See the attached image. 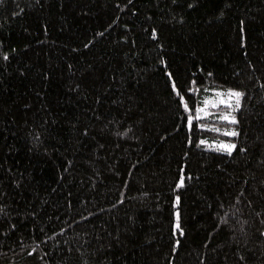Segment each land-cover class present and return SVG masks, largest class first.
Returning <instances> with one entry per match:
<instances>
[{
  "label": "trees",
  "instance_id": "trees-1",
  "mask_svg": "<svg viewBox=\"0 0 264 264\" xmlns=\"http://www.w3.org/2000/svg\"><path fill=\"white\" fill-rule=\"evenodd\" d=\"M0 209V264H264V0H3Z\"/></svg>",
  "mask_w": 264,
  "mask_h": 264
},
{
  "label": "snow or ice",
  "instance_id": "snow-or-ice-1",
  "mask_svg": "<svg viewBox=\"0 0 264 264\" xmlns=\"http://www.w3.org/2000/svg\"><path fill=\"white\" fill-rule=\"evenodd\" d=\"M172 2L175 4L177 2V0H172ZM0 3H3V0H0ZM188 7L191 8L193 7V5L191 3L188 4ZM135 11V10H134ZM222 14V13H221ZM13 15H16V13H13ZM181 19H183V17H181ZM243 23V22H241ZM244 29L241 28V32H243ZM151 37L153 38V40H155L158 37V31L156 28H152L151 30ZM123 39V38H122ZM241 42H243V37H241ZM85 47H87V45H85ZM159 47H163V45H159ZM3 56L5 59L8 58V53H3ZM160 64H164L166 65L167 62L166 60H164L163 58H161L159 60ZM166 76L169 78V80L172 82L171 83V89L172 92L175 93L178 97H179V105L184 109L185 113H189L191 112V109L189 107V102L186 100L184 95H181L173 73L171 71H167ZM209 75H211V73H209ZM192 83L194 84L195 81L193 80ZM187 91L189 93H192L195 91V89H193L192 87H189L187 89ZM205 91L211 92L214 95H206L202 98V101H198L195 104V113L196 119H202V118H207V117H212L214 114L212 111H210V109H217L219 105H224L225 106V111L221 112L219 115H216L214 118L217 119L218 121H223L226 122L229 125H236L238 123V119L237 116L234 114L236 112L237 109L241 108V98L244 97L246 95L245 90L240 89V88H234V87H228L226 89L224 88H210V89H206ZM194 117L192 115H188L187 116V122H188V126L191 127L192 126V122H193ZM200 128H211L212 131H215L217 133H222L223 136L226 137H235L239 135V130L235 127H225V128H219V127H212L211 125L205 124V123H201L199 124ZM85 131H87V129H85ZM127 131V129H125V132ZM119 135L123 136L124 133H119ZM37 136H39V133H37ZM189 143H191V140H189ZM198 146H205L208 149H215L217 152H221V153H226L231 155L233 153V150L237 147V145L234 142H230L228 140L225 139H218V140H212V141H207L205 139H200L197 142ZM241 152L246 151V149L244 148H240L239 149ZM188 153H185V156H187ZM191 177V173H187L186 174V170L183 166H181V168L179 169V174H178V178L175 181V187L177 189L181 188L185 182L187 178ZM180 201V197L176 196L175 200L173 201V204H178ZM2 210V209H0ZM175 216L177 218V222L173 224L172 226V231L175 234L177 232V230L181 231L182 234V229L180 228V224L178 222L179 220V212L176 211L175 212ZM262 223H264V221H262ZM13 228H15V225H12ZM60 231L62 232L63 229H60ZM53 235H55V233H53ZM261 235H264V229L261 230ZM45 239H47V237H45ZM177 243H179L177 241ZM175 247L173 248V251H175ZM34 251V249H33ZM31 254V253H29Z\"/></svg>",
  "mask_w": 264,
  "mask_h": 264
}]
</instances>
